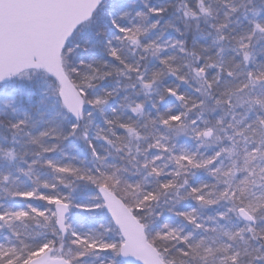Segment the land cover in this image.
<instances>
[{
	"label": "snow or ice",
	"instance_id": "snow-or-ice-1",
	"mask_svg": "<svg viewBox=\"0 0 264 264\" xmlns=\"http://www.w3.org/2000/svg\"><path fill=\"white\" fill-rule=\"evenodd\" d=\"M0 264H264V0H0Z\"/></svg>",
	"mask_w": 264,
	"mask_h": 264
}]
</instances>
